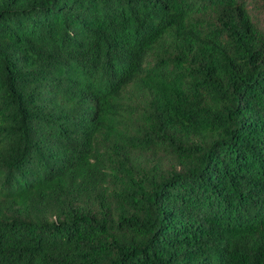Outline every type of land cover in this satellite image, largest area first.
<instances>
[{"label":"trees","instance_id":"trees-1","mask_svg":"<svg viewBox=\"0 0 264 264\" xmlns=\"http://www.w3.org/2000/svg\"><path fill=\"white\" fill-rule=\"evenodd\" d=\"M0 264H264V0H0Z\"/></svg>","mask_w":264,"mask_h":264}]
</instances>
